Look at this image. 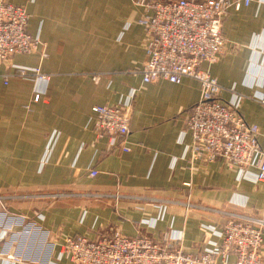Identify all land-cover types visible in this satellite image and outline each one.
I'll use <instances>...</instances> for the list:
<instances>
[{"label": "crops", "instance_id": "crops-1", "mask_svg": "<svg viewBox=\"0 0 264 264\" xmlns=\"http://www.w3.org/2000/svg\"><path fill=\"white\" fill-rule=\"evenodd\" d=\"M4 1L25 8L28 32L45 43L47 57L15 55L1 74L40 68L50 79H0V264L11 255L71 264L57 258L64 238L95 240L114 231L155 241L181 234L173 247L191 253L218 241L210 229L222 226L220 216L185 215L174 206L160 218L146 199L264 219L263 182L240 177L222 161H189L185 121L200 98L199 83L141 82L144 7L134 0ZM222 31L224 52L204 69L222 88V100L231 89L244 96L240 113L258 127L264 153V106L249 99L264 90V1L228 10ZM132 89L130 151L124 153L110 149L87 124L93 106L122 105ZM255 174L250 169L247 175Z\"/></svg>", "mask_w": 264, "mask_h": 264}, {"label": "built area", "instance_id": "built-area-1", "mask_svg": "<svg viewBox=\"0 0 264 264\" xmlns=\"http://www.w3.org/2000/svg\"><path fill=\"white\" fill-rule=\"evenodd\" d=\"M254 1L134 0L145 8L138 20L146 35L141 82L151 84L162 80L179 84L183 79H191L199 83L200 98L190 108L185 121V131L191 138L189 161H222L229 169L237 170L240 177L264 183V153L258 144V127L248 124L240 113L244 96L231 89L229 100H222V88L208 69H204L216 63L224 52L227 41L222 23L228 10L237 11ZM29 18L24 7L0 0V79L4 84L12 77L43 84L50 79L40 68H17L1 74V68L15 55L39 53L41 58L47 57L45 43L28 32ZM93 80L97 82L98 78ZM43 93H35L34 102ZM135 93V89L130 90L122 105L91 108L87 126L98 138L106 139L110 149L130 151L127 138ZM249 99L264 106V90L257 99ZM250 169L256 170L254 178L247 175ZM146 200L159 212L160 218L174 206L184 210L185 215L203 211L220 216L224 219L222 226L210 229L218 241L206 242L191 253L173 247L174 241L182 239L181 234L164 233L155 241L145 235L128 237L114 231L95 240L84 236L66 237L60 242L57 258L69 260L71 264H264L263 218L209 210L189 201ZM3 201L0 196V204ZM4 236L5 232H0V241ZM231 256L233 262H230ZM15 262L44 264L14 255L7 257L6 264Z\"/></svg>", "mask_w": 264, "mask_h": 264}, {"label": "rangeland", "instance_id": "rangeland-1", "mask_svg": "<svg viewBox=\"0 0 264 264\" xmlns=\"http://www.w3.org/2000/svg\"><path fill=\"white\" fill-rule=\"evenodd\" d=\"M27 198H29V197H27Z\"/></svg>", "mask_w": 264, "mask_h": 264}]
</instances>
